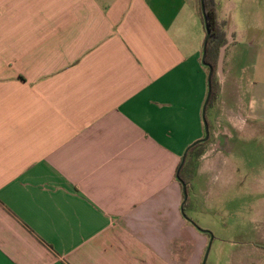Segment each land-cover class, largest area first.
<instances>
[{"label":"crops","instance_id":"obj_1","mask_svg":"<svg viewBox=\"0 0 264 264\" xmlns=\"http://www.w3.org/2000/svg\"><path fill=\"white\" fill-rule=\"evenodd\" d=\"M215 6L226 44L191 190L228 183L233 141L264 134V0ZM200 10L0 0V264H203L211 234L178 179L206 135Z\"/></svg>","mask_w":264,"mask_h":264},{"label":"rangeland","instance_id":"obj_2","mask_svg":"<svg viewBox=\"0 0 264 264\" xmlns=\"http://www.w3.org/2000/svg\"><path fill=\"white\" fill-rule=\"evenodd\" d=\"M245 63L252 64L251 55ZM233 142L228 183L224 176L210 185L204 178L197 182L194 190L189 188L190 201L198 195L195 208L189 205L187 213L197 230L211 234L206 264H264V193L258 192L264 181V134L254 139L240 135Z\"/></svg>","mask_w":264,"mask_h":264},{"label":"trees","instance_id":"obj_3","mask_svg":"<svg viewBox=\"0 0 264 264\" xmlns=\"http://www.w3.org/2000/svg\"><path fill=\"white\" fill-rule=\"evenodd\" d=\"M205 5V16L206 22L204 20L203 13L201 11V17L203 26L205 29V33L209 32V37L207 41L206 47V56L205 63L210 65L213 68V74L211 76L210 81V95L209 100L206 107V115L208 113L211 105L216 101L219 93V84L216 81V73H217V60L219 59L221 48L226 44V34L224 31V23H219L217 19V12L215 6V0H204ZM206 122L210 132V123L206 116ZM210 138L207 141H199L193 144L187 150V155L185 158V162L183 164H179L178 167V179L181 184L186 185V192L188 194V199L184 204V208L187 209L190 205L189 200V186L190 182L193 178V173L196 167L197 160L201 157V155L205 152V148L209 143Z\"/></svg>","mask_w":264,"mask_h":264},{"label":"water","instance_id":"obj_4","mask_svg":"<svg viewBox=\"0 0 264 264\" xmlns=\"http://www.w3.org/2000/svg\"><path fill=\"white\" fill-rule=\"evenodd\" d=\"M201 9H202V13H203V16H204V20L206 22V16H205V5H204V0H201ZM208 37H209V32L207 33V36L205 38V42H204V49H203V62L205 64V66H207L209 68V94H208V98H207V101H206V104L208 103V100H209V95H210V81H211V76L213 74V68L206 64L205 63V56H206V47H207V41H208ZM224 51H225V47H223L221 49V58H220V62H222V59H223V55H224ZM204 116V115H203ZM204 120H205V116H204ZM205 129H206V135H205V138L201 141H207L209 138H210V132H209V128H208V125H207V122L205 120ZM186 155H187V152L186 154L184 155L183 159H182V162L181 164H183L185 162V158H186ZM183 187H184V193H185V200L188 199V194L186 192V185L183 184ZM209 251H210V247L208 248L207 250V253H206V256H205V259H204V262L203 264H206V260H207V257H208V254H209Z\"/></svg>","mask_w":264,"mask_h":264}]
</instances>
